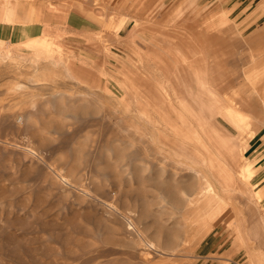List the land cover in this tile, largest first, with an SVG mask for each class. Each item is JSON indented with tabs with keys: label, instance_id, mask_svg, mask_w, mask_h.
Returning a JSON list of instances; mask_svg holds the SVG:
<instances>
[{
	"label": "rangeland",
	"instance_id": "rangeland-1",
	"mask_svg": "<svg viewBox=\"0 0 264 264\" xmlns=\"http://www.w3.org/2000/svg\"><path fill=\"white\" fill-rule=\"evenodd\" d=\"M0 264H264V0H0Z\"/></svg>",
	"mask_w": 264,
	"mask_h": 264
},
{
	"label": "crops",
	"instance_id": "crops-1",
	"mask_svg": "<svg viewBox=\"0 0 264 264\" xmlns=\"http://www.w3.org/2000/svg\"><path fill=\"white\" fill-rule=\"evenodd\" d=\"M29 22V23H25V22ZM25 21V19L23 18V19H17V21H16V24L17 25H20V26H22V25H31V24H39V22H36L35 20L34 21H30V20H26ZM24 22V23H23ZM41 24V23H40ZM199 107H202L201 105H199ZM203 107H205V105L203 106ZM205 110V112L206 113H210V111L208 110L209 109V105L208 106H206V108H204Z\"/></svg>",
	"mask_w": 264,
	"mask_h": 264
}]
</instances>
